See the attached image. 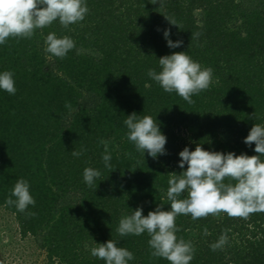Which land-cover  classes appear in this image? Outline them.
<instances>
[{"label": "trees", "instance_id": "1", "mask_svg": "<svg viewBox=\"0 0 264 264\" xmlns=\"http://www.w3.org/2000/svg\"><path fill=\"white\" fill-rule=\"evenodd\" d=\"M86 3L85 19L69 29L56 21L31 39L0 45V72L12 71L16 87L15 95L0 90V208L12 215L20 239L31 238L51 264H105L84 244L109 239L134 254L128 264H168L150 256L147 233L121 237L119 220L138 207L145 216L160 204L170 210L168 173L186 170L179 167L185 147L257 154L244 139L255 123L264 124V0ZM166 29L180 47H168ZM49 32L70 36L76 47L64 59L46 53ZM194 33L200 35L191 39ZM179 51L213 69L212 85L192 97L194 104L147 75L160 70V57ZM133 112L156 120L166 155L135 150L124 124ZM101 138L110 145L111 169L102 161ZM82 148L83 155H72ZM86 167L101 172L93 187L84 182ZM19 178L29 182L36 204L27 211L34 217L5 203ZM176 225V235L195 247L190 264H264V213L246 220L181 215ZM224 230L227 244L212 251Z\"/></svg>", "mask_w": 264, "mask_h": 264}, {"label": "clouds", "instance_id": "2", "mask_svg": "<svg viewBox=\"0 0 264 264\" xmlns=\"http://www.w3.org/2000/svg\"><path fill=\"white\" fill-rule=\"evenodd\" d=\"M151 4H161V0H149ZM89 12L86 0H0V45L10 39H31L36 31L50 27L58 21L64 29L82 22ZM165 19L176 25L175 20ZM178 27V26H177ZM169 48L175 49L183 44L182 40L172 41L170 29L163 32ZM194 33L191 39L198 38ZM45 52L64 59L73 50L75 41L67 35L57 36L49 32L45 38ZM160 70L149 69L147 75L165 92L176 93L188 104L192 99L210 88L213 83V69L203 67L187 52H172L158 59ZM218 82V81H217ZM0 90L15 95L14 73L9 70L0 72ZM65 107L71 109L66 102ZM127 139L137 152H145L156 159L166 155L167 137L150 115H138L133 112L124 120ZM99 143L104 147L102 161L105 168L111 169L112 156L108 141L103 138ZM246 145L255 144L256 155H240L234 152L209 151L197 143L195 150L185 147L179 152V167L186 170L179 174L168 173L167 200L170 210H163L162 204L145 216L141 207L123 215L116 229L123 237L140 236L147 233L150 256L162 258L168 264H190L195 255V247L190 240L178 237L180 229L176 225L178 216H191L192 220L206 219L208 216L219 217L226 214L229 218L248 219L250 215L264 213V124L255 123L244 139ZM86 149L72 151L79 157ZM101 172L92 167L83 170V179L88 187H93ZM13 197L15 199H13ZM15 206L18 212L34 217L35 212H28L29 206L36 201L31 195L30 185L24 178L16 180L6 202ZM204 234L208 235L205 227ZM228 242L227 230L218 240L210 245L212 251L222 249ZM92 257L105 264H128L134 260V254L117 242L109 239L105 243H95L89 248Z\"/></svg>", "mask_w": 264, "mask_h": 264}, {"label": "rangeland", "instance_id": "3", "mask_svg": "<svg viewBox=\"0 0 264 264\" xmlns=\"http://www.w3.org/2000/svg\"><path fill=\"white\" fill-rule=\"evenodd\" d=\"M91 247L88 243L84 244L85 252L90 253ZM0 264H51L46 253L38 248L31 238L20 239L12 215L2 208H0Z\"/></svg>", "mask_w": 264, "mask_h": 264}]
</instances>
